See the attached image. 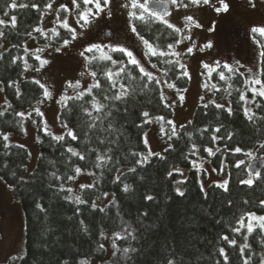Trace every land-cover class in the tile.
I'll use <instances>...</instances> for the list:
<instances>
[{
    "label": "trees",
    "instance_id": "trees-1",
    "mask_svg": "<svg viewBox=\"0 0 264 264\" xmlns=\"http://www.w3.org/2000/svg\"><path fill=\"white\" fill-rule=\"evenodd\" d=\"M38 2L43 4L45 0H38ZM5 3L6 0H0V9L3 8ZM10 13L16 15L18 20V31H13L10 26L5 29L8 36L4 42V47L10 50L11 56L24 55L23 48H11L12 44H23L26 41L28 48L35 49L43 47L49 42L52 44L59 43L55 38L49 41L36 33H34L35 39H29L23 35L25 30H30L31 27L41 23V15L35 9L10 10ZM63 15L67 16L68 14ZM0 17H2V12H0ZM129 22L130 24L137 23L139 27V22L132 20L131 17H129ZM52 27H59L58 21L48 28ZM149 27L152 29L151 33L144 31L143 34L146 37L151 36L154 44H160L164 48L166 43L171 42V37H168L167 40L164 37L159 40L156 39L161 33L167 35L172 31L171 29H166L159 21H154ZM60 31L62 35H67L63 29ZM176 38L178 39L179 35ZM113 55L119 58L121 54L115 53ZM25 58L27 59V57ZM171 58L175 59V57ZM152 60L157 62L158 67L161 69L168 67V65L159 63L155 57ZM29 63L38 64L32 59H29ZM182 71L177 67L175 73L170 72L164 79L176 83L177 88H181L187 84V76H181L179 80H176L175 76H180ZM219 71L220 69H217V72ZM217 72H213L211 77L206 76L209 78L205 83H208L209 86L217 84L223 87L224 82L219 81ZM0 78H19L25 81L22 85V91L24 92L22 99H17L14 90L11 88H6L5 91L1 92L2 106L4 107V100L7 98L14 109L31 111V106L35 104L33 97L38 95V86L31 83V77L25 76L23 62H18L16 66L8 65L7 60L0 62ZM244 80V76H233L231 82L234 89H247ZM91 82L90 80L89 83ZM155 87L153 86V88ZM234 89L231 90L232 96L228 97L224 91L216 93L214 90L203 87V91H211L212 99H216L217 102L232 101L234 115L228 117L226 113H222L220 119L226 129L235 130L236 135L231 142L223 140L213 144L209 139L212 135L211 129L202 138L199 133H195L193 140L201 145L197 157L190 156L189 159L185 160L184 156L187 154L190 143L188 138L183 136L181 139L174 141L176 151L168 154L169 158L166 163L153 158L151 165L138 168L136 174L127 173V168L133 166V158L129 153L133 151L141 152L146 148L143 133L147 130L149 124L137 127V125L142 124V120L136 112L148 110L153 117L164 116L166 119H171L173 115V109L163 106L157 91H149L145 95L137 97L134 108H131L126 118L115 117L113 122L118 121L117 126L122 133L118 145L107 143L101 145L94 137L90 146L100 149L101 152L109 146L113 147L115 155L122 161V171L125 172L124 182L131 184L133 188V191L129 193H123L121 185L112 182L114 173L107 170L99 179L96 188L85 191H82L79 186L76 189L73 188L72 195H81L82 198L89 201L96 200L100 207L108 204L112 199V193H115L118 207L109 204L104 213L99 212L98 209H91L89 204L76 205L69 202L64 199V196L69 195L67 192L57 191L58 185L61 183H64L66 187H71L69 181L50 179L48 173L57 169L62 175H74V173L71 170L72 166L65 162L68 154L64 153L63 148L52 141L51 137L46 136L40 130L38 124L32 123L31 119H25L23 128L20 127L13 122L18 118L11 115V110L6 117H0V133L9 135V141L7 142L9 147L7 149L3 146L5 142L0 138V175L5 177L3 181L8 186L12 185L9 188L20 204L23 217V250L15 264H64L65 261H67V264H80L82 260L87 259H93V264H164L165 259L170 256L182 259L184 264H213L218 259L216 255L217 248L224 244L218 237L221 234L233 235L230 233V226H235L234 217H238L245 211L264 215V208H261L257 203L259 199L264 198V180L258 181L252 189L240 184L239 181L242 178H247L245 169L250 160L244 153H230L225 149V145L229 147L239 145L245 151L252 150L253 155L256 157H264V152L255 151V146L259 143L261 137V132L256 131L259 124L254 127L246 122L241 107L244 102L239 101V94ZM248 95L250 97L251 94L248 93ZM40 98L43 99L42 96ZM205 102L198 103L191 117L180 123L187 125V122L192 120L194 123L188 125V131H194L196 127L216 126L214 117L217 110L213 108L203 109V103ZM256 103L264 105V98L251 97L246 106L251 107L258 115H264V107L257 109L254 106ZM0 111H3V108ZM205 112H208L209 115L205 116ZM60 115L61 112L58 110L57 117ZM32 119L38 122L41 121V118L35 115ZM28 122L33 124L38 148L36 160L30 170L27 169L30 157L27 146L12 138L13 135L24 134ZM58 122L60 124L59 120ZM156 122L161 125L160 122ZM72 123L77 124V121L74 119ZM107 123L108 121H104L105 127ZM165 127L167 126L165 125ZM61 134L66 135L64 129ZM223 134V132L220 133V135ZM97 135L103 138L106 133L100 132ZM159 135L166 143V137L161 132ZM114 138L109 137V139ZM67 143L72 146L79 145L81 151L84 149L83 139L79 142L67 139ZM165 143L164 147L166 146ZM204 147H212L214 150L216 147H220L221 151L216 153L215 156H208L207 152L203 151ZM196 158L206 159L212 169H219L214 171L215 173H219L223 169L225 179L230 181L231 191L223 193L222 190H218L214 186L208 187L217 183V181H210L204 183L208 187L209 196L207 200L203 199L199 190V182L205 177V170L193 166L192 161ZM72 159L75 163H83L77 161L76 158ZM240 159H243L245 164L241 165L240 168H236L235 164ZM50 160L56 161L55 168L48 163ZM91 160H95L94 153ZM5 163L8 165L7 168L3 167ZM173 165L180 167L184 172V176L187 177V184L181 185L182 188L186 187L187 189L185 197H178L174 192V181L181 179V177L178 174H174L170 178L166 177V170ZM88 168L96 173V176L90 175L91 182L89 183H92L97 176H100V170L92 168L91 164L88 165ZM256 170L264 174V167ZM37 172L39 178L31 180L29 183H23L19 179V177H23L25 181H28L30 176L37 175ZM13 173L16 175L14 176ZM141 176L144 177L143 180L140 179ZM49 184L52 187H49ZM104 191L109 193L107 198L102 196ZM145 194L154 195L156 200L145 201L143 199ZM97 196H100V199L97 200ZM245 199L250 200L251 203L244 205L242 201ZM228 200H232L233 205L229 206L227 204ZM37 203L42 204L47 210L46 213L36 208ZM77 208L80 209L79 214H77ZM143 211H147L149 215L141 220L139 213ZM81 219L88 225V232L82 230L79 224ZM122 220L126 225H131L132 228L137 229L135 233L136 240L129 237L127 240L116 241L120 248L129 245L137 248V252L131 254L130 260L124 258L120 252L113 255L112 241L115 237L112 234L121 231ZM217 220L222 222L218 224L216 223ZM101 231L105 232L107 238L101 237ZM235 235H237L239 243L244 242L243 232ZM253 237H256V233L249 237V242L252 243V250L256 253L253 260L258 261L261 246L257 243L258 237L256 239ZM107 243L110 245L109 251H107ZM99 244L105 245L103 251L99 249ZM233 256H235V253H233ZM236 264H240V261L237 260Z\"/></svg>",
    "mask_w": 264,
    "mask_h": 264
},
{
    "label": "snow or ice",
    "instance_id": "snow-or-ice-1",
    "mask_svg": "<svg viewBox=\"0 0 264 264\" xmlns=\"http://www.w3.org/2000/svg\"><path fill=\"white\" fill-rule=\"evenodd\" d=\"M156 2L159 5L165 6L162 13L157 12L155 9L150 10L148 0H144V2H140V0H125V2L119 5L120 9L128 10L127 14L132 20L139 22V27L137 23H131L130 31L137 38V46H142L143 55L140 58H138L126 45L121 44L119 41L113 42L111 40V34L109 33L107 34L108 42H87L79 52L83 60L84 69L79 75L81 77L87 75L91 77L92 81L86 87L82 85L79 79L75 81L70 80L66 82L67 86L64 91L54 96L53 90L42 82L40 78L32 77L31 83L38 86V95L33 97L35 104L31 106V111L14 109L13 105L5 98L3 111H0V117H6L11 110V115L18 118L13 122L22 128L25 119H31L32 123L38 124L40 130L46 136L51 137V140L58 146H61L64 153L68 154L65 162L72 166L71 170L74 175H62L57 169L48 173L50 179L56 181H72L75 180L76 176L84 174L85 172L89 175L96 176V173L88 168V165L91 164L92 168L100 170V176H97L96 180L92 183L79 185L82 191L96 188L105 170L114 173L112 182L121 185V191L123 193L127 194L133 191L132 185L124 182L125 172L122 171V161L115 155L113 147L109 146L101 152L100 149L90 146L92 140L95 137L101 145L105 143L109 145H118L122 133L117 126L118 121L114 123L113 120L117 116L121 119L126 118L131 108H134L137 97L143 96L149 91L158 92L159 100L163 103L165 108L171 109L185 100L184 95L180 94L181 90L177 88L176 83L169 82L167 79L162 80L152 70H156L162 73L163 77H167L170 72L175 73V69L178 67L183 71L180 76H175L176 80H179L181 76L186 77L189 75L186 70L187 66L182 63L181 52L175 49L177 45L183 43V40H191L192 38L191 36H184L183 40L176 38L182 32V29L177 27L169 18L172 14L170 8L187 10L210 4V0H156ZM114 3L115 0H70V4L59 3L57 6V0H45L43 4L38 2V0H6L3 8L0 9V12H2V17H0V62L7 60L8 65L16 66L18 62L22 61L24 72L33 71L35 73H41V70L52 62L50 58L42 56V53H61L63 49L71 46L73 42L86 39L87 34L99 23V20L104 15H107L109 18L113 15L112 6ZM218 4L219 6L213 5L216 13H226L229 11L230 6L225 0H218ZM249 4L253 8L256 7L255 0H249ZM29 8L39 12L41 18L46 12L54 14L59 27L45 29L41 26V21V24L31 27L30 30H25L23 35L29 39H35L34 33H36L49 41L55 38L59 43L52 44L49 42L43 47L35 49L28 48L26 46V41L23 44H12L11 48H23L24 55L11 56L10 50L4 47V42L7 40L8 36L5 29L10 26L13 31H18V20L16 15L10 13V10H24ZM65 13L68 15H63ZM183 20L188 22L184 25L185 28H188L189 24H194L197 28L202 27V25L194 21L193 15H185ZM154 21H159L166 29L172 30L167 33V35L161 33L160 36L156 37L157 40L161 39V37H164L165 40L171 37V42L166 43V47L164 48H162L160 44H154L151 36L146 37L143 34L144 31L151 33L152 29L149 26ZM61 29L67 33L66 36L62 35ZM212 30L214 29H209V31ZM250 32L252 34V41L258 49V63L252 67H246L239 59H235L232 63L227 61L222 62L220 60H215L212 64L203 63V68L207 70L210 77L213 72H217V69H220L217 75L219 81L224 82V86L221 87L217 84L209 86L208 83H204L202 87L214 90L216 93L224 91L227 93L228 97H231V90L234 89V85L231 82L233 76H244L245 73L241 71V69H246L248 75L245 76L244 83L249 87L245 90H234L239 94V101L244 102V105L241 107L246 122L254 127L259 124V126L256 127V131L261 132V137L259 143L255 146V151L264 152V115H258L251 107L246 106L249 101V92L252 94V97L264 98V26H253ZM212 47L213 44L211 41L203 44V46H199L193 41L187 46L186 52L187 54H192L194 49H198L202 52ZM115 53L121 54L120 57H114L113 54ZM25 57H27V59ZM153 57H155L159 63L168 65V67L163 69L159 68L158 63L153 62ZM171 57H175V59ZM29 59L38 62V64H30ZM145 59L147 63L150 64L152 70L143 62ZM24 82L25 81L19 78H0V92L5 91L6 88H11L14 90L15 97L17 99H22L24 97V92L22 91ZM153 86L156 87L153 88ZM165 86L167 89H176L177 96L174 100L168 101L166 99L164 91ZM69 89H71L74 94H69ZM184 91H186V89ZM40 96H42L43 99H41ZM48 100H54L58 105V110L61 112V115L58 116L57 119L60 121L61 128L65 130L66 135H57L49 130L47 121L44 119L45 113L40 107V105H43ZM200 100L204 101L205 97L201 96ZM254 106L257 109L264 107V105L260 103H256ZM209 108L217 110V114L214 117L216 126L196 127L194 131H188V125L194 123L192 120H189L187 125H177L174 120L166 119L164 116L153 117L148 110L136 112L142 120V124L137 125V127H142L144 124H151L153 120L161 123L160 132L166 137V146L160 152L153 151L151 148L146 149V154L135 151L130 152L129 155L133 158V166L127 168V173L136 174L138 168L151 165L153 158L166 163L169 158L168 154L176 151L174 141L181 139L183 136H186L190 143L187 154L184 156L185 160L189 159L190 156L197 157L201 150V145L193 140L195 133H199L202 138L211 129L212 135L209 138L211 143L215 144L223 140L229 142L233 141L236 135L235 130L226 129L220 119L222 113H226L228 117L234 115L232 101L228 100L226 103H220L217 102L216 99H209L203 103V109ZM33 115L40 117L41 121L38 122L32 119ZM204 115L208 116L209 113L205 112ZM74 119L77 121V124L72 123ZM104 121H108L106 127L104 126ZM165 125L167 127H165ZM100 132L106 133V135L100 138L97 135V133ZM222 132L224 134L220 135ZM144 135V144L147 146L149 140L147 139V134L145 133ZM109 137L115 138L109 139ZM0 138L5 142L3 146L7 149L9 147V143H7L9 141V135L7 133H0ZM37 139H39V137H37ZM67 139L74 142H79L83 139L84 149L81 151L79 150V145L72 146L68 144ZM21 147L23 146L21 145ZM225 149L230 153H244L250 161H254L258 158L264 159L254 156L252 150L245 151V149L239 145L234 147L225 145ZM203 151L207 152L208 156H215L221 149L220 147H216L215 150L212 147H204ZM93 153L95 154L94 161L91 160ZM72 158H76L77 161L83 163H75ZM48 163L55 168L56 161L50 160ZM192 163L197 169L203 167L202 164L197 165L195 160H193ZM244 164L245 161L240 159L235 164V167L240 168V166ZM3 167L7 168V163H5ZM255 168L256 165L254 163H248L245 169L247 178H242L239 183L252 189L254 184L264 180V174H262L261 171L255 170ZM218 170L219 169H213V171ZM165 174L166 177L169 178L173 177L174 174H178L181 177V179L174 181V192L178 197H185L187 189L186 187L182 188L181 185L187 184V177L184 176L183 170L173 165L166 170ZM13 175L15 176L16 174L13 173ZM38 178V172L37 175L30 176L28 181H25L23 177H19L20 181L23 183H29L31 180H36ZM4 179L5 177L0 175V180ZM140 179L143 180L144 177L141 176ZM11 186L12 185H9V187ZM213 186L218 190H222L223 193H229L231 191L230 181L228 179H223L208 187ZM49 187H52V185L49 184ZM208 187H206L202 181L199 182V190L205 200H207L209 196ZM57 191L67 192L69 194L64 196L65 200L73 202L76 205L89 204L91 209H98L101 213L107 210L109 204L118 207L115 193H112V199L108 204L104 205V207H100L96 203V200L89 201L82 198L81 195H72L74 189L66 187L64 183L58 185ZM108 195L109 193L107 191L102 192L104 198H107ZM96 199H100V196H97ZM143 199L151 202L155 201L156 197L151 194H145ZM233 203L232 200L227 201L229 206L233 205ZM242 203L244 205H249L251 201L245 199ZM257 203L261 208H264V198L259 199ZM36 208L41 212L46 213L47 211L40 203L36 204ZM76 211L77 214H79L80 209L77 208ZM117 215H119V213H117ZM148 215L149 213L147 211L139 213L141 220ZM234 220L235 226H230V233L233 235L221 234L218 237L224 244L217 248L216 255L218 259H216L213 264H236L237 260L240 261V264H264V215H257L255 212L245 211L238 217H234ZM221 222V220L216 221L218 224ZM79 224L84 232L89 231L88 225L85 224L83 219L79 221ZM121 224V231L113 232L112 234L115 237L112 241V247L114 249L113 255L120 252L124 258L130 260L131 254L136 253L137 248L131 245L120 248L116 241L127 240L129 237L132 240H136L137 236L135 233L137 229L132 228L131 225H126L123 220ZM257 229L259 230L258 232ZM242 232L244 233V242L239 243L237 235L235 234H240ZM253 233H256V237H258L257 243L261 246L258 261L253 260L256 253L252 250V243L249 242V237L252 236ZM100 235L101 237L107 238L104 231H101ZM256 237L253 238L256 239ZM98 247L103 251L105 245L99 244ZM233 253H235V256H233ZM12 259L15 260L16 257H12ZM64 264H67V261H65ZM80 264H88V261L82 260ZM164 264H184V262L182 259L170 256L165 259Z\"/></svg>",
    "mask_w": 264,
    "mask_h": 264
},
{
    "label": "rangeland",
    "instance_id": "rangeland-1",
    "mask_svg": "<svg viewBox=\"0 0 264 264\" xmlns=\"http://www.w3.org/2000/svg\"><path fill=\"white\" fill-rule=\"evenodd\" d=\"M125 0H115L112 6L113 15L109 18L104 15L99 23L91 29L87 34L86 39L77 40L73 44L62 50L61 53H42L41 55L51 59V63L41 70V73L33 71L25 72L27 77H37L42 80L51 90L53 95L64 91L67 81L81 80L83 86H87L91 77L85 75L81 77L79 74L83 69V60L79 55L82 47L87 42L102 43L108 42L107 34H111L113 42L119 41L126 45L130 50L140 58L143 55L142 46L138 47L137 38L130 31L129 16L127 9H120L119 5ZM144 2V0H140ZM229 4V11L216 13L213 5L219 6L218 0H210L209 5H202L199 8L190 9H171V16L169 17L177 27L182 29L179 38L183 40L184 36H191V40H183V43L176 46V51L181 52L182 63L187 66L189 75L187 76V84L181 88L182 95L185 100L179 105H175L173 109L172 120L178 125L188 120L195 106L200 102H205L212 99L211 91H203L202 85L209 78L207 70L203 68V63L212 64L215 60L227 61L232 63L235 59L246 67H252L258 63V49L252 41V34L250 32L253 26H264V0H255L256 7L253 8L249 4V0H225ZM59 3L70 4V0H57ZM185 15H193L194 21L198 22L202 27L197 28L194 24H189L188 28L184 25L187 21L183 20ZM41 26L48 28L57 20L54 14L46 12L42 17ZM210 28L214 30L209 31ZM199 46L211 41L212 48L199 51L194 49L192 54H187L186 48L192 42ZM36 44V43H34ZM40 46V45H38ZM40 48V47H37ZM150 69V64L145 59L143 61ZM162 80L160 72L152 70ZM247 76L246 69H241ZM249 86L247 85V88ZM186 89V91H184ZM69 94L73 93L71 89ZM166 99L172 101L177 96L176 89H167L164 87ZM249 94H251L249 92ZM204 96L205 100L201 101L200 97ZM252 97L250 95L249 99ZM3 99L0 92V110L3 108ZM42 111L45 113L44 119L47 121L48 128L54 134H61L63 129L57 119L58 105L54 100H48L43 105H40ZM160 126L156 120H153L147 130L143 133V140L145 133L149 144L141 153L146 154V149L151 148L153 151L160 152L164 147L163 140L160 138ZM12 138L27 146L29 150V161L27 169L30 170L34 165L37 157L38 148L34 133V127L31 122H28L24 134L13 135ZM166 145V143H165ZM197 165H203L205 170V177L202 179L203 183L210 181L220 182L225 179V171L222 169L219 173H215L206 159L195 160ZM91 182V176L85 172L76 176L75 180L69 181V185L76 189L79 185ZM23 217L20 204L15 196L12 194L9 186L0 180V264L9 263L15 264L18 257L23 250ZM109 244L107 243V251H109ZM12 257H16L15 260ZM88 264H93V259H87Z\"/></svg>",
    "mask_w": 264,
    "mask_h": 264
},
{
    "label": "water",
    "instance_id": "water-1",
    "mask_svg": "<svg viewBox=\"0 0 264 264\" xmlns=\"http://www.w3.org/2000/svg\"><path fill=\"white\" fill-rule=\"evenodd\" d=\"M148 3L150 6V10L155 9L157 12H161V13L164 11L165 6L157 4L156 0H148ZM261 158H264V157H261ZM250 162L256 165L255 170L264 167V159L258 158L254 161H249V163Z\"/></svg>",
    "mask_w": 264,
    "mask_h": 264
}]
</instances>
